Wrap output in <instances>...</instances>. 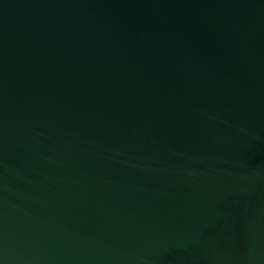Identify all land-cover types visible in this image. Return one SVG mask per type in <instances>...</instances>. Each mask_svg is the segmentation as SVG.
<instances>
[{"label": "water", "instance_id": "1", "mask_svg": "<svg viewBox=\"0 0 264 264\" xmlns=\"http://www.w3.org/2000/svg\"><path fill=\"white\" fill-rule=\"evenodd\" d=\"M0 264H264V0H0Z\"/></svg>", "mask_w": 264, "mask_h": 264}]
</instances>
